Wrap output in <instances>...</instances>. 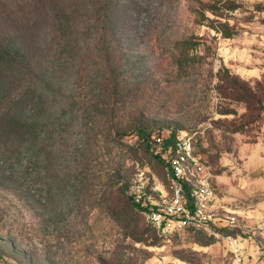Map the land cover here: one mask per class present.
I'll list each match as a JSON object with an SVG mask.
<instances>
[{
	"label": "rangeland",
	"instance_id": "rangeland-1",
	"mask_svg": "<svg viewBox=\"0 0 264 264\" xmlns=\"http://www.w3.org/2000/svg\"><path fill=\"white\" fill-rule=\"evenodd\" d=\"M124 1L125 26L105 38L85 33L68 64L58 61L44 29L32 48L34 31L18 32L29 74L10 90L23 94L29 85L28 114L54 122L57 136L43 131L54 156L37 166L33 152L27 180L19 177L22 166L12 181L0 174V258L6 264H233L223 239L232 234L244 239L243 263L264 264V0ZM184 39L198 44L185 49L178 44ZM105 82L108 95L99 89ZM71 97L72 108L64 111ZM116 131L129 134H110ZM185 132L213 193L209 244L191 229L163 233L148 216L174 195L169 152L156 154L161 139Z\"/></svg>",
	"mask_w": 264,
	"mask_h": 264
},
{
	"label": "trees",
	"instance_id": "trees-1",
	"mask_svg": "<svg viewBox=\"0 0 264 264\" xmlns=\"http://www.w3.org/2000/svg\"><path fill=\"white\" fill-rule=\"evenodd\" d=\"M129 14L128 6L124 0H0L1 175L5 173L11 175L9 180L12 181V174L13 176L16 175V170L22 166L23 170L19 173V177L24 181L27 180L29 162L33 152L36 156L37 166L40 165L41 161L50 160L54 156V152L43 139V131H46L49 136H57L53 133L54 122L46 124L39 117L28 114L25 105L29 85L22 89L24 90L23 94L15 93V88L13 91L10 90V83L13 84L14 80L17 79L26 80L29 74V70L23 62L25 43L18 39L20 31L25 27L34 31L35 35L29 43L30 48H32L41 34L40 30L44 29L46 34L51 37V46L59 50L58 61L62 60L64 64H68L66 62L73 60L75 53H79V49L81 50L79 42L81 36H84L85 33L103 32L105 38L107 34H114L118 29L125 26ZM223 32L226 37L232 36L230 31ZM178 44L185 49H193L198 43L192 39H184ZM109 88L107 82L101 83L99 87L106 95H108ZM73 98L75 100V96ZM49 104L51 103L49 102ZM76 104L74 102V106ZM61 107L64 111L70 110L72 97L70 100H66ZM111 110H114V107ZM138 132L142 139H147V148H151L153 142L149 138V133L143 128H140ZM110 134L114 137H122L129 133L116 131ZM177 136L176 133H170L162 139L161 150L156 153L160 159L169 149H171L169 155H173ZM61 153H64V150H61ZM166 165L170 168L169 162ZM116 168L118 172L116 176H119L117 178L119 181L122 178L120 166ZM88 170H90L88 167L81 169L84 176H90ZM119 182L122 183V179ZM118 190L120 192L124 190L122 184ZM191 190L190 183L185 182L184 195L192 203ZM134 204L141 208L140 203ZM131 209H135V207ZM115 216L117 218L122 217L118 213ZM190 231L197 234V240L204 244L212 242V234H207L202 230ZM203 235L206 236V239H203Z\"/></svg>",
	"mask_w": 264,
	"mask_h": 264
},
{
	"label": "built area",
	"instance_id": "built-area-1",
	"mask_svg": "<svg viewBox=\"0 0 264 264\" xmlns=\"http://www.w3.org/2000/svg\"><path fill=\"white\" fill-rule=\"evenodd\" d=\"M162 142V139H161ZM171 149L168 150L170 152ZM170 171L174 180V195L164 209L150 207L148 216L158 230L167 232L172 226L176 229L202 230L213 234V214L208 206L213 195L207 177L206 168L199 156L195 154L193 137L187 132L177 136L174 144V153L169 157ZM189 182L192 186V203L184 195V184ZM235 219H231L234 224ZM259 228L264 234V211ZM234 256L233 264H245L246 255L244 239L237 235H223ZM0 264H6L0 258Z\"/></svg>",
	"mask_w": 264,
	"mask_h": 264
}]
</instances>
